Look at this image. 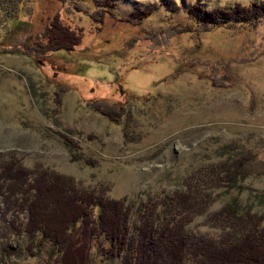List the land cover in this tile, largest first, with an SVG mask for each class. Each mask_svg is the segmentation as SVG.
<instances>
[{"label":"rangeland","instance_id":"374dc122","mask_svg":"<svg viewBox=\"0 0 264 264\" xmlns=\"http://www.w3.org/2000/svg\"><path fill=\"white\" fill-rule=\"evenodd\" d=\"M198 1L238 5L246 20L192 28ZM14 2L0 5V264H47L48 256L30 251L22 191L3 175L104 182L111 197L133 204L135 235L123 257L75 238L89 264L103 254L106 264H129L145 203H156L157 219L175 216L161 201L229 156L231 140L259 153L252 171L235 187H212L199 207L207 211L186 215L185 233L218 236L208 218L233 197L240 209L264 212V0H20L21 25Z\"/></svg>","mask_w":264,"mask_h":264},{"label":"trees","instance_id":"16d2710c","mask_svg":"<svg viewBox=\"0 0 264 264\" xmlns=\"http://www.w3.org/2000/svg\"><path fill=\"white\" fill-rule=\"evenodd\" d=\"M3 1L6 0H0V5ZM18 3L21 4L18 20L13 23L21 25L19 23L26 21L25 13L24 17L21 13L25 6L20 0L14 2ZM10 7L13 8L12 5ZM191 7L192 11H202L192 17L193 24H189L192 28L200 23L206 28H213L222 25L229 16H235L242 22L246 20L240 11L237 12V8L241 9L238 5L233 6L235 9L225 10L222 6L203 7L198 1ZM12 8L9 12L6 10L9 15ZM224 150L229 156L196 169L184 180L181 192L161 201L176 211L175 216L157 219L161 215L154 207L156 203H145L137 230L136 253L129 264H264V212L254 211L251 205L246 209L238 208L235 197L219 212L213 213L212 219L208 218L212 227L217 229L218 236L192 237L185 233L189 220L185 219L186 215L207 211L208 208L199 207L206 206L212 197L208 193L211 188L224 181L234 187L238 180L243 182L256 162L252 160H256V154L259 155L255 149L245 147L241 139L228 141ZM4 176L14 179L22 191L20 203L29 218L24 232L29 249L36 253L46 250L47 264H89L91 260H86L85 253L75 240L79 233L84 234L79 239L84 243L88 241L90 251L92 243H95L96 252L104 251L114 257H123L132 244L135 235L131 231L133 204L125 197H111L108 194L109 184L101 182L92 188L62 175L28 176L16 173ZM256 206L260 207V203ZM159 221L161 223L156 224ZM35 246L38 248L33 251ZM106 254L101 255L98 264L107 263ZM76 255L85 260L79 263Z\"/></svg>","mask_w":264,"mask_h":264},{"label":"bare ground","instance_id":"6f19581e","mask_svg":"<svg viewBox=\"0 0 264 264\" xmlns=\"http://www.w3.org/2000/svg\"><path fill=\"white\" fill-rule=\"evenodd\" d=\"M128 205V204H127ZM145 212V211H144ZM117 215V214H116ZM122 216V215H121ZM87 221V220H86ZM102 223V222H101ZM145 226V225H144ZM146 229V228H145ZM79 263H80V261H79Z\"/></svg>","mask_w":264,"mask_h":264}]
</instances>
